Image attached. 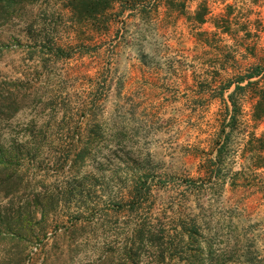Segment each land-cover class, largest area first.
Here are the masks:
<instances>
[{
    "label": "rangeland",
    "instance_id": "obj_1",
    "mask_svg": "<svg viewBox=\"0 0 264 264\" xmlns=\"http://www.w3.org/2000/svg\"><path fill=\"white\" fill-rule=\"evenodd\" d=\"M2 8L0 264H264V0Z\"/></svg>",
    "mask_w": 264,
    "mask_h": 264
},
{
    "label": "trees",
    "instance_id": "obj_2",
    "mask_svg": "<svg viewBox=\"0 0 264 264\" xmlns=\"http://www.w3.org/2000/svg\"><path fill=\"white\" fill-rule=\"evenodd\" d=\"M17 0H0V3L3 4V8L2 9H7L12 10V6L13 4L16 2ZM72 1V0H71ZM81 1H85V0H81ZM88 1V4L91 6H94L96 8L97 5H101L103 6V10H105V7H109L110 6V0H86ZM86 3V2H85ZM95 11V10H94ZM96 13V12H94ZM92 17V16H88ZM253 79H258L256 81H252ZM245 82H247V84L245 86H242ZM260 84H262L261 90H260V98L258 100V102L254 105V111H253V115H254V119L255 120H261L264 117V68L258 66L256 68H254L252 70V72L250 74H248L246 76V78H242L239 82H237L236 86H235V90L233 92V94H231L230 96V102L232 105L233 110L237 109V105L235 104V102L233 101V95L236 94L238 91H244L247 88H249L250 86H259ZM19 102L18 100L15 99H8L7 104H2L0 103V120H2V118H12L16 115V113L19 112L20 106H19ZM232 120H235V116L231 117ZM231 121V123L233 122ZM226 142L224 141V143L222 144V146H225ZM259 144L261 149L264 151V137L259 139ZM220 154L218 155V158L221 157V152H219ZM14 160L13 158L8 155L7 157L5 155L2 154L1 148H0V171L4 170V173L6 174L7 177V184H4L3 182H0V191L4 188H7V185L10 186V181L12 180L13 175H19L18 171L16 170L14 171V166H13ZM5 185V186H4ZM135 198V197H134ZM133 199V198H132ZM135 204V203H133ZM135 206L133 205L132 208H134ZM197 229H195L194 231L196 232ZM194 232V233H195ZM146 233H149L146 230V227H139L137 229H135L132 234H131V242H133V244L131 245V248H127L129 244H127V246L124 248V256L127 257V260L130 261V264H139L137 262V250L138 248L135 246L139 243H142V241H144V235ZM153 241V239L151 240V242ZM130 246V245H129ZM135 246V247H133ZM110 262L113 263L112 260H108L107 258H104V260H102L101 264H111Z\"/></svg>",
    "mask_w": 264,
    "mask_h": 264
}]
</instances>
